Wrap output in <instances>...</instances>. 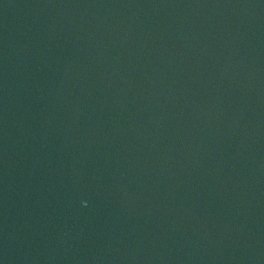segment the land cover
Segmentation results:
<instances>
[{
    "label": "water",
    "instance_id": "95a60500",
    "mask_svg": "<svg viewBox=\"0 0 264 264\" xmlns=\"http://www.w3.org/2000/svg\"><path fill=\"white\" fill-rule=\"evenodd\" d=\"M0 264H264V0H21Z\"/></svg>",
    "mask_w": 264,
    "mask_h": 264
}]
</instances>
